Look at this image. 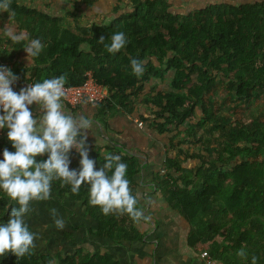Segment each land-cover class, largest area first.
Instances as JSON below:
<instances>
[{
	"label": "trees",
	"instance_id": "16d2710c",
	"mask_svg": "<svg viewBox=\"0 0 264 264\" xmlns=\"http://www.w3.org/2000/svg\"><path fill=\"white\" fill-rule=\"evenodd\" d=\"M130 1L132 11L109 23L85 25L75 14L52 16L11 0L15 14L0 13V62L11 63L18 80L29 76L32 83L63 74L68 84L80 85L91 72L109 90L104 103L107 108L131 112L146 83L171 74L169 90L143 101L155 107L152 127L159 132L174 128L171 144L178 149L175 157L165 161L157 185L190 223L192 247H205L218 264H251L253 255L257 264H264V122L226 116L217 110V99L206 101L219 81L227 84L231 98L240 101L236 106L262 95L264 2L211 3L182 13L173 10L168 0ZM6 27L23 33L26 39L14 43L5 36ZM118 31L126 34L128 43L121 52L109 54L99 40L104 37L108 43ZM32 39H40L44 45L38 57H28L23 48ZM133 58L146 61L142 77L132 74ZM0 148L15 152L6 136L0 140ZM106 154L121 156L128 165L130 187L137 193L138 158L119 148H110ZM106 154L89 151L97 171ZM69 156L70 170H79V154L72 150ZM47 158V154L38 156L37 161ZM188 158L196 160L191 168L183 165ZM52 197L56 202L70 201L72 207L73 202L80 203L81 212L96 222L99 237L143 238L139 222L127 214L105 216L99 206L90 205L87 184L73 194L70 185L54 180ZM0 199L6 202L0 208V223H7L16 206H8L9 198L2 190ZM52 204H46L48 209H53ZM47 229L53 232L51 227ZM242 247L247 260L236 255ZM37 252L44 251L34 249L32 255L21 259L8 253L0 257V264H121L110 254L82 249L68 256Z\"/></svg>",
	"mask_w": 264,
	"mask_h": 264
},
{
	"label": "crops",
	"instance_id": "0c3cea01",
	"mask_svg": "<svg viewBox=\"0 0 264 264\" xmlns=\"http://www.w3.org/2000/svg\"><path fill=\"white\" fill-rule=\"evenodd\" d=\"M19 2L52 16L65 17L75 14L85 25L109 23L120 15L132 11L130 0H19ZM168 2L173 10L187 12L211 3L241 5L256 4L264 0H168ZM83 47L88 48V45ZM29 78L28 76L26 79L17 80L12 85L13 90L19 93L22 88H26L32 83ZM171 78V74H168L164 80L152 79L146 83L132 112L121 107H118V110L108 109L105 104L96 106L83 103L78 107H71L64 102L67 112L92 119V128L87 132L89 151L106 154L110 148H119L124 154L138 158L140 162L136 176L138 193L145 215L151 217L147 221L141 219L138 223L143 238L129 241L99 237L96 234V222L81 212L80 203L73 202V208L70 201L56 202L52 197L47 201H33L32 211L25 217L26 223L39 235L41 205L44 206L42 212L43 216H46L44 219L49 220L46 228H52L51 221L55 225L48 211V205L53 203L58 217L66 222L63 230L52 229L55 234H51V231L48 232L49 230L44 227L42 234L44 242L41 248L44 252L37 254L60 253L68 256L82 249L85 253L110 254L121 264H208L202 255L206 251L205 247L194 248L190 245L192 234L190 223L172 207L157 185L159 176L164 173L162 169L165 161L168 157H175L178 149H173L171 144L174 128L170 127V132H159L157 128L152 127L151 120L154 118L155 107L143 101L147 94L155 95L157 92L169 90ZM29 107L34 118L40 116L38 105L33 104ZM7 133L8 129L5 128L4 137H7ZM195 161L188 158L183 165L191 168ZM76 163L78 165L80 160L77 159ZM149 198L151 203H146ZM8 203L18 207L10 199ZM5 205L6 202L0 199V208L3 209ZM65 206L77 211H68ZM39 238L41 240V237Z\"/></svg>",
	"mask_w": 264,
	"mask_h": 264
},
{
	"label": "clouds",
	"instance_id": "9594fccd",
	"mask_svg": "<svg viewBox=\"0 0 264 264\" xmlns=\"http://www.w3.org/2000/svg\"><path fill=\"white\" fill-rule=\"evenodd\" d=\"M2 12H7L10 17L15 14L11 0H0ZM4 34L14 43L26 39L23 33L17 34L7 27ZM105 40L101 37L99 42L104 44L107 53L113 55L121 52L128 43L123 31L113 32L107 39L108 43ZM43 47L40 39H32L23 48L28 57H38ZM130 63L132 74L142 77L146 61L133 58ZM17 80L11 69L0 66V112L3 113L0 114V129H8V140L15 149V152L7 148L3 151L0 190L18 205L12 208L9 221L0 223V257L12 253L21 259L34 253L38 234L30 230L25 217L32 211L33 201L51 199L54 180L70 185L73 194H78L81 186L87 184L89 204L99 206L105 216L127 214L136 222L151 219L139 206L140 194L133 193L127 178L128 165L121 161L120 155L106 154L105 163L100 170H96V161L89 158L87 144V132L92 128L93 121L87 116H74L65 110L66 75L31 83L19 93L12 87ZM33 104L38 105L41 111L37 118L33 117L29 107ZM73 149L81 157L79 170H70L69 154ZM45 154L47 160L38 162L37 157ZM146 203H151V199ZM50 212L55 227L63 230L65 220L58 217L55 208ZM236 255L243 260L248 258L243 247ZM257 260L253 255L251 264H257Z\"/></svg>",
	"mask_w": 264,
	"mask_h": 264
},
{
	"label": "rangeland",
	"instance_id": "374dc122",
	"mask_svg": "<svg viewBox=\"0 0 264 264\" xmlns=\"http://www.w3.org/2000/svg\"><path fill=\"white\" fill-rule=\"evenodd\" d=\"M180 12L184 13V10H181ZM153 94H147L146 97L152 96ZM214 99H217L214 100ZM212 100H214L217 103V110L226 115V116H232L233 118H246L248 120H260L264 122V91L262 95L255 96L250 100H247L245 102H242L239 106H236L235 104L240 102L237 99L231 98L229 96V89L227 88V84L223 81H219L215 88L211 91L210 96L206 97V101L210 103ZM231 107H235V110L232 111ZM202 115V114H201ZM203 116V115H202ZM205 128V127H204ZM51 208V207H50ZM41 232H39L38 239L36 241V248L35 250H41L43 240V229L49 223V220H45V215L43 216L42 212H44V208L41 205ZM50 211V209H48ZM47 211V212H48ZM48 222V223H47ZM50 226H52V229H55V225H53V221H51ZM55 234V231L51 234ZM41 237V240L40 238Z\"/></svg>",
	"mask_w": 264,
	"mask_h": 264
},
{
	"label": "built area",
	"instance_id": "2783aa9c",
	"mask_svg": "<svg viewBox=\"0 0 264 264\" xmlns=\"http://www.w3.org/2000/svg\"><path fill=\"white\" fill-rule=\"evenodd\" d=\"M0 66L9 68L13 72V65L11 63L0 62ZM65 90L66 97L64 99V102L71 107H78L83 103L98 106L100 104H104L110 96L108 88L103 84H100L93 77L91 72L88 73L87 80L80 85H71L66 83ZM0 114L3 113L0 112ZM4 133L5 128L0 129V140L4 136ZM3 151L4 149L0 148V160H3ZM202 255L207 259L208 264H217V262L210 257L207 251H204Z\"/></svg>",
	"mask_w": 264,
	"mask_h": 264
}]
</instances>
